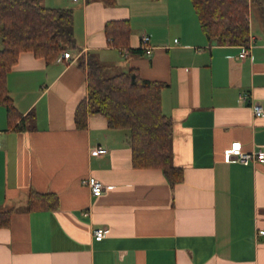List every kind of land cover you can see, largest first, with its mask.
Returning <instances> with one entry per match:
<instances>
[{"label":"crops","instance_id":"0c3cea01","mask_svg":"<svg viewBox=\"0 0 264 264\" xmlns=\"http://www.w3.org/2000/svg\"><path fill=\"white\" fill-rule=\"evenodd\" d=\"M41 3L73 9L78 49L48 63L22 51L7 74L25 120L13 127L0 103V211L10 210L0 226V264H264V161L223 156L234 140L264 152V3L249 5L244 57L243 44L206 37L191 0ZM107 20H127L125 46L107 37ZM144 34L149 53L140 47ZM88 57L106 74L135 68L166 83L161 109L171 120L179 182L170 185L157 167H133L126 130L109 127L101 113L75 126ZM97 146L105 151H90ZM88 175L103 183L99 195L81 182ZM31 189L55 193L57 205L28 208ZM96 227L104 228L101 239Z\"/></svg>","mask_w":264,"mask_h":264},{"label":"trees","instance_id":"16d2710c","mask_svg":"<svg viewBox=\"0 0 264 264\" xmlns=\"http://www.w3.org/2000/svg\"><path fill=\"white\" fill-rule=\"evenodd\" d=\"M251 3L264 0H191L202 32L218 44L246 43ZM104 32L113 44L125 46L130 28L127 20H107ZM67 49H78L70 6H45L41 0H0V103L13 127L22 128L25 120L7 86V74L19 54L30 51L48 63ZM79 64L83 65V60ZM86 80V96L74 111L75 126L84 128L89 112L101 113L109 127L126 130L133 167H157L170 185L179 182L183 169L170 158L171 120L161 109V89L166 83L144 78L135 68L106 74L92 57L86 61ZM18 118L23 124H14ZM57 202L53 192L31 189L27 197L30 209H51ZM9 219L10 210L0 211V226L8 225Z\"/></svg>","mask_w":264,"mask_h":264},{"label":"built area","instance_id":"2783aa9c","mask_svg":"<svg viewBox=\"0 0 264 264\" xmlns=\"http://www.w3.org/2000/svg\"><path fill=\"white\" fill-rule=\"evenodd\" d=\"M74 1H76V0H74ZM174 41H176V38H174ZM140 47L145 48V51L147 53L150 52L151 46L148 44V36L146 34L141 36ZM250 47H251L250 42L244 43L242 45L241 51L239 52V57H244L246 54H248L250 52ZM69 57H71V53H70V50L67 49V50L62 51L58 55L57 59H61V58L67 59ZM239 96L243 100L248 99V93L247 92H243ZM251 107H252L254 114H261L263 112L261 105L256 101L251 102ZM90 151H95L97 153H101V152L105 151V148L102 146H97V147L91 148ZM223 156H224L225 160H227V161H238L241 163H247L248 161H264V152L263 151H261V150H251V151L250 150H243L241 148V144L238 140H234V141L230 142V144L223 149ZM81 182L88 186L91 194H93V195H99L104 189L103 183L93 175H88V176L82 178ZM84 213H86V211H84ZM258 232L264 233V229H259ZM103 235H104V228L103 227H96L93 230V237L95 239H101L103 237Z\"/></svg>","mask_w":264,"mask_h":264}]
</instances>
